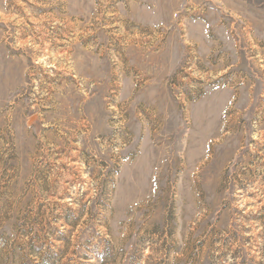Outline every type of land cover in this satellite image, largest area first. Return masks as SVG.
Returning a JSON list of instances; mask_svg holds the SVG:
<instances>
[{
  "label": "rangeland",
  "instance_id": "1",
  "mask_svg": "<svg viewBox=\"0 0 264 264\" xmlns=\"http://www.w3.org/2000/svg\"><path fill=\"white\" fill-rule=\"evenodd\" d=\"M0 264H264V0H0Z\"/></svg>",
  "mask_w": 264,
  "mask_h": 264
}]
</instances>
